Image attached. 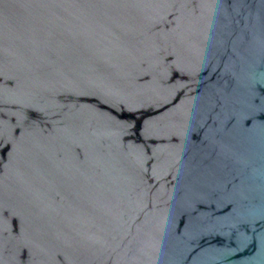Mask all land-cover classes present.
Listing matches in <instances>:
<instances>
[{"label": "water", "instance_id": "1", "mask_svg": "<svg viewBox=\"0 0 264 264\" xmlns=\"http://www.w3.org/2000/svg\"><path fill=\"white\" fill-rule=\"evenodd\" d=\"M0 264H264V0H0Z\"/></svg>", "mask_w": 264, "mask_h": 264}]
</instances>
